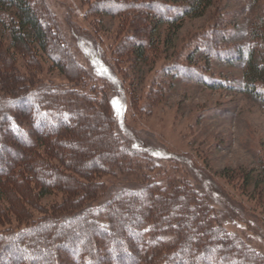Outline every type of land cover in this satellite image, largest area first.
Instances as JSON below:
<instances>
[{
	"label": "trees",
	"instance_id": "trees-1",
	"mask_svg": "<svg viewBox=\"0 0 264 264\" xmlns=\"http://www.w3.org/2000/svg\"><path fill=\"white\" fill-rule=\"evenodd\" d=\"M216 1L96 2L89 15L140 18L134 36L141 35L118 48L130 51L127 61L139 72L149 50L158 49L163 26L168 28L163 45L170 48L178 24L203 17ZM44 2L0 0V211L20 206L30 216L37 200L54 194L63 200L23 230L0 235V264H264L262 253L225 229L199 185L179 179L164 183L143 167L175 157L117 133L123 99L105 94L100 100L96 87L85 90L93 79L79 67ZM202 41L208 54L215 39ZM79 42L98 76L120 89L96 49ZM251 42L227 52L224 61L246 65L244 91L264 107V20L252 29ZM19 55L33 62L44 56L63 75L80 68V76L74 87L35 81L32 71L17 69ZM122 130L132 138L126 126ZM120 176L137 186L109 187L102 180ZM2 202H10L7 209Z\"/></svg>",
	"mask_w": 264,
	"mask_h": 264
},
{
	"label": "rangeland",
	"instance_id": "rangeland-1",
	"mask_svg": "<svg viewBox=\"0 0 264 264\" xmlns=\"http://www.w3.org/2000/svg\"><path fill=\"white\" fill-rule=\"evenodd\" d=\"M128 1L45 0L43 6L72 46L79 67L93 79L85 90L96 87L100 100L105 94L123 99L125 113L117 114V133L175 157L154 163L157 167L143 162V167L164 183L179 179L199 185L219 211L225 229L264 255V107L244 91L246 65L224 61L227 52L252 45L251 31L264 20V0H217L203 17L178 24L170 48L163 45L168 29L163 26L158 49L149 50L150 59L139 72L127 61L130 51L118 52V48L141 35L134 36L140 18L132 13L89 15L96 2ZM205 37L215 39L208 54ZM80 38L96 49L120 89L98 76ZM15 65L21 74L32 71L35 81L60 87H74L81 70L76 68L75 73L72 67L74 71L63 75L44 56L33 62L19 55ZM122 122L132 138L122 130ZM102 180L109 187L137 186L121 176ZM62 200L61 194L37 200L30 216L20 206L10 210V202H2L8 211H0V235L23 230Z\"/></svg>",
	"mask_w": 264,
	"mask_h": 264
},
{
	"label": "snow or ice",
	"instance_id": "snow-or-ice-1",
	"mask_svg": "<svg viewBox=\"0 0 264 264\" xmlns=\"http://www.w3.org/2000/svg\"><path fill=\"white\" fill-rule=\"evenodd\" d=\"M118 113H119V110H118Z\"/></svg>",
	"mask_w": 264,
	"mask_h": 264
}]
</instances>
